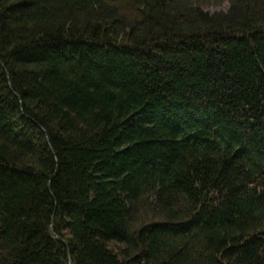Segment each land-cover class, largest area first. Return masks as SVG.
<instances>
[{"label": "trees", "instance_id": "obj_1", "mask_svg": "<svg viewBox=\"0 0 264 264\" xmlns=\"http://www.w3.org/2000/svg\"><path fill=\"white\" fill-rule=\"evenodd\" d=\"M0 264H264V0H0Z\"/></svg>", "mask_w": 264, "mask_h": 264}, {"label": "rangeland", "instance_id": "obj_2", "mask_svg": "<svg viewBox=\"0 0 264 264\" xmlns=\"http://www.w3.org/2000/svg\"><path fill=\"white\" fill-rule=\"evenodd\" d=\"M229 8H230V4L228 2H224L219 5H210L208 11L211 13L221 12V11L228 12Z\"/></svg>", "mask_w": 264, "mask_h": 264}, {"label": "water", "instance_id": "obj_3", "mask_svg": "<svg viewBox=\"0 0 264 264\" xmlns=\"http://www.w3.org/2000/svg\"><path fill=\"white\" fill-rule=\"evenodd\" d=\"M58 239H59L60 241H62V242L68 247V244H67V242H66L65 240H62V239H60L59 237H58Z\"/></svg>", "mask_w": 264, "mask_h": 264}, {"label": "bare ground", "instance_id": "obj_4", "mask_svg": "<svg viewBox=\"0 0 264 264\" xmlns=\"http://www.w3.org/2000/svg\"><path fill=\"white\" fill-rule=\"evenodd\" d=\"M202 146V145H201Z\"/></svg>", "mask_w": 264, "mask_h": 264}]
</instances>
